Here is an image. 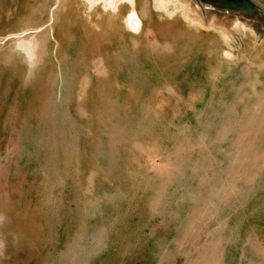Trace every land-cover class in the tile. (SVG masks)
<instances>
[{
	"label": "rangeland",
	"instance_id": "obj_1",
	"mask_svg": "<svg viewBox=\"0 0 264 264\" xmlns=\"http://www.w3.org/2000/svg\"><path fill=\"white\" fill-rule=\"evenodd\" d=\"M155 5L170 28L140 39L138 64L45 71L33 123L0 134V264H264V61L251 50L264 11ZM186 6L244 40L241 64L183 22Z\"/></svg>",
	"mask_w": 264,
	"mask_h": 264
},
{
	"label": "crops",
	"instance_id": "obj_2",
	"mask_svg": "<svg viewBox=\"0 0 264 264\" xmlns=\"http://www.w3.org/2000/svg\"><path fill=\"white\" fill-rule=\"evenodd\" d=\"M115 2L116 9H106L104 0H0V134L20 133L13 123L24 112L35 115L42 109L45 71L59 76L60 71L75 67L77 57L114 62L113 68L118 65L116 69L128 70L139 62L140 39H146L149 31L158 34L170 28L164 25L168 20L163 16L157 20L155 0ZM133 9L142 20L139 30L126 23ZM174 14L166 11L169 18ZM182 16L183 22L197 25L201 35L211 34L222 41L218 54L226 64H241L240 53L245 51L241 37L232 45L225 26L195 15L187 6ZM25 42L34 45V57L21 46ZM206 43L214 47L213 42ZM251 50L264 61V38L254 42ZM11 94L17 99L11 100ZM25 117L33 123V117Z\"/></svg>",
	"mask_w": 264,
	"mask_h": 264
},
{
	"label": "bare ground",
	"instance_id": "obj_3",
	"mask_svg": "<svg viewBox=\"0 0 264 264\" xmlns=\"http://www.w3.org/2000/svg\"><path fill=\"white\" fill-rule=\"evenodd\" d=\"M84 1H89V2H91V3L93 2L92 0H84ZM104 7H105L106 9H108V8H107V4H105V3H104ZM126 23H127V25H128L130 28H132V29H134V30H139V29H140V26H141V24H142V20H141V18L139 17L138 12H137L136 9H133V11L131 12L130 16H128V17L126 18ZM141 27H142V26H141ZM23 34H24V33H23ZM32 43H33V42H32ZM21 46H23V47L26 48V51H27V53H28V55H29L30 57H34V56H35V53H33L34 45H33V47H31L30 42H25V43L21 44Z\"/></svg>",
	"mask_w": 264,
	"mask_h": 264
},
{
	"label": "water",
	"instance_id": "obj_4",
	"mask_svg": "<svg viewBox=\"0 0 264 264\" xmlns=\"http://www.w3.org/2000/svg\"><path fill=\"white\" fill-rule=\"evenodd\" d=\"M228 1L234 2V0H228ZM247 1H250L253 5L259 7L261 10L264 11V2L262 0H247Z\"/></svg>",
	"mask_w": 264,
	"mask_h": 264
},
{
	"label": "flooded vegetation",
	"instance_id": "obj_5",
	"mask_svg": "<svg viewBox=\"0 0 264 264\" xmlns=\"http://www.w3.org/2000/svg\"><path fill=\"white\" fill-rule=\"evenodd\" d=\"M234 1H239V2H241V0H234Z\"/></svg>",
	"mask_w": 264,
	"mask_h": 264
}]
</instances>
